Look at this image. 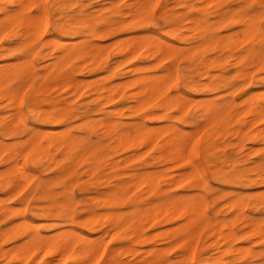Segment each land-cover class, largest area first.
<instances>
[{"label": "bare ground", "instance_id": "obj_1", "mask_svg": "<svg viewBox=\"0 0 264 264\" xmlns=\"http://www.w3.org/2000/svg\"><path fill=\"white\" fill-rule=\"evenodd\" d=\"M119 1L113 0L111 2L110 8L112 9V13L119 14L120 16L128 14L127 17L114 18L112 15L105 17L104 21L108 23V27L105 31L100 32L97 29L98 23L93 22L88 16L80 19L77 15L68 14L64 19L65 21L58 25L59 22L56 23L52 16L47 13V0H0V2L5 3L0 4V101L6 100L18 106L23 100L25 101L24 93L28 88L36 92L40 82L51 74L57 76L56 80L58 79V82L63 87L72 90L76 96H81L83 90L90 87L92 94L95 95L92 97L99 102L103 100L105 95V98L107 97L111 100L118 95H123L125 94L124 88L126 86H133L134 90L131 93L128 92L127 96L133 101V104L130 106L131 109L135 112H141L144 108L154 107L157 110L156 113H152V116L149 117H143L139 114L133 120H124L121 109H112L109 114L102 117L100 123L103 130L102 133L109 137L108 146L105 145L110 150L118 147L123 149L132 146H147L145 150L140 151L141 153H135L136 155L128 157L127 161L137 159L144 153L155 151L151 155L150 162L138 163L128 170L127 178L120 177L115 183L113 182L114 184L108 185V188L103 192V202L108 204L114 203L125 194L126 188L130 184H134L136 187H147L143 191L147 190L148 193L153 194L155 200L150 202L146 207L138 208L135 217L127 216L120 210L101 213L92 211L91 215L82 220L80 224L81 226L88 227L92 233L103 230V233L100 235H86L73 226L74 222L70 228L67 227V230L62 231L61 229L52 235L51 233L50 235H48L49 233L43 235L44 233H41L36 224L26 221L27 225H31L34 228V232L28 243L27 239L26 244L16 248L15 255L21 261H26L31 258L32 253L41 250L48 256L47 262L51 264H60L62 259L68 256H71L72 260L81 262L87 258L86 262L87 260L89 262L85 263L89 264L90 258H93L94 255H100L105 248V233H110V236L115 237L119 235L120 230L127 223L134 219L138 221L143 219L148 220L150 223H155L158 219L162 218L164 222H174L175 225H171L172 227L162 231V234L166 238H169L170 242L166 247L155 248L158 254L172 247L177 246L178 248L181 246L187 249V261L188 264H191V256L194 250L198 249V238L201 232L207 228L210 242L205 248L212 246L217 249L218 254L200 257L199 264H239L237 262L238 258H244V264H250V257L254 255L252 253L253 246L240 245L241 243L238 244L237 241L240 239L252 240L255 236L263 237L264 216H252L249 212L247 213L246 208L250 204L252 193L246 191L236 192L235 190L234 193H232L233 191L228 192L231 195L226 204V209L231 212V216L220 217L218 216L219 210L217 209L215 213L216 217L211 218L208 212V200L199 190L200 184L198 183V179L202 174V169L200 164L194 160V152L197 142L202 140L204 142L205 154L208 157L207 160L214 167V162H216V156L213 153L215 138L216 135L225 132L222 124L225 125L224 119L233 107L239 106L236 119L242 124L251 127L264 122V89L259 91H257L258 89L249 90L240 101H237L236 96L238 90L252 82V78L254 77L253 71L260 69L264 65V29L260 23L262 14L256 11L249 12V10H242L241 8H234L231 11L227 9L219 10L217 12L218 21L231 20L237 29L232 30L231 33L225 36L218 34L208 36V31H211L213 27L212 22L206 16V10L209 3L218 0H200L198 3H187L188 6L198 9V13L186 18L190 22L186 27L187 33L183 36H177L178 39H185L191 32L195 35L193 37L195 40L190 37L191 41H195L194 44H188L190 45L189 47H183L169 38L143 28L142 22L144 17L157 0L126 1L125 9L120 8ZM180 1L186 2V0ZM59 2L61 0L53 1L54 4H59ZM161 4L163 5L162 2ZM255 4L253 2V5ZM33 7H37L36 11H34ZM103 8L102 6L100 9ZM163 16L171 25L170 34L178 31L182 20L168 12H163ZM51 27L59 32L52 31L51 29L53 28ZM122 30H127L129 34L121 38L118 37V39L111 43L118 45L116 50L118 58L117 60L115 59L116 62L129 61L136 56H140L141 60L139 63H132L130 71L133 72V75L130 79L111 81L112 68L106 59L108 53L105 49L108 44L97 41L95 37L103 33L112 35ZM61 32L67 37H64ZM76 35L81 36L79 40L77 39L78 41L74 39ZM4 39L5 41L2 42ZM209 42L218 47L228 48L230 56L237 65L238 76L243 78L241 83L229 80L224 74L212 72L209 60H202V58L197 69L201 70L200 73L207 77L206 81L197 82L192 79L191 75H184V82L187 87L191 91L201 92L202 95L199 97H194L191 93L179 89L175 93L170 94L169 89L171 84H177L176 65L166 67L162 70L164 71L162 73L150 72L151 68L156 69L159 63L167 56L176 54L179 51H182V54L188 60H191L192 54L197 52L202 45ZM44 49L49 50L43 52ZM15 51L23 52L25 58L21 61L9 60L10 54ZM112 53L110 52V54ZM39 57L48 58V62H42L43 64L39 65ZM77 57L86 60L84 63L85 67H89L91 70L101 67L106 68L108 73L104 75L102 80L92 84L86 77V79H80L72 74L60 75L59 71L72 59ZM223 87H225L226 92L221 97L218 95H206L208 92L220 90ZM45 101L48 104L51 103L50 100L45 99ZM64 102L60 107L37 109L33 106L31 108L36 116L44 112V121L52 123L54 127H36L32 131H27L29 133L27 142L31 148L29 151L26 149L12 152L10 150L12 146H3L2 144L5 142L0 140V161L3 154L9 150V155L4 162L8 159L15 162L12 167L4 171H1L0 168V174L2 172L6 173L1 185L12 187L15 191L20 188L22 190L29 185L31 182L29 178H32L34 175L26 163L29 152H31L34 162L42 164L43 161L61 162L62 159L76 161L83 156L82 153H87L91 149L102 146L103 141L99 135H97V138H93L91 135L75 134L72 132L71 120L74 116L80 118L86 117L79 123L80 127H91L90 123L93 119L89 116L88 112L77 111V113H73L67 99ZM30 103H35V100L32 99ZM190 105L193 106L196 115L189 122L192 129H186L177 122L178 115L170 114L169 109L175 107L179 113H184ZM22 114L18 110L15 120L6 123L3 130L11 131L16 135L19 124L23 125V127H29ZM152 118L163 119L165 123L152 125ZM60 125L64 127L61 129L57 128ZM206 130L209 131L204 134ZM240 132L239 129L235 130V133L241 139L244 137L245 132ZM245 136L251 142L264 141V126L252 129ZM240 145L244 146L242 140ZM262 149L264 151V148ZM59 154L63 156L60 159H58ZM186 162L190 165V169L188 170L181 168V165ZM93 163H95V160H93ZM111 163L113 167L120 165L118 160H113ZM69 167H61L59 175L56 178H61L65 175L69 171ZM222 168L225 169V167ZM222 168L217 169L221 179L222 175L225 177ZM259 175L260 181H264V172H260ZM214 178L217 177L214 176ZM107 182L109 181L107 180ZM87 185L85 188H87ZM12 188L11 190L13 191ZM253 206L255 209L264 210V196L255 198ZM73 218H75V215ZM239 220H243L244 225L238 224L239 227L241 226L238 229L235 223ZM110 229L114 230L112 234ZM138 234L141 235L140 232ZM78 240L83 241L82 246L75 244ZM129 249L131 250L132 248L129 247ZM228 253L233 254V256L228 257L226 255ZM46 256H44V260ZM113 258L114 255L104 264H112L111 260ZM56 259L59 260L57 261ZM262 260H260V264Z\"/></svg>", "mask_w": 264, "mask_h": 264}, {"label": "rangeland", "instance_id": "obj_2", "mask_svg": "<svg viewBox=\"0 0 264 264\" xmlns=\"http://www.w3.org/2000/svg\"><path fill=\"white\" fill-rule=\"evenodd\" d=\"M49 1L51 2L49 3ZM53 1L54 0H47V13L52 16L56 23L59 22L58 25L65 21L64 19L66 18V16H68V14L77 15L80 19L88 16L93 22L98 23L97 29L101 32L103 30L105 31L108 27V23L104 21L105 17L112 15L114 18H120L127 17L128 15L123 14L122 16H120L119 14L112 13L110 5L113 0H61L59 4H54ZM126 1L129 2L130 0L119 1L120 8L125 9ZM161 2L163 3V5L161 4ZM198 2H200V0H186V2H181L180 0H157L155 5L150 8L146 16L144 17V20L142 22L143 28H146L147 31L154 32L160 36L169 38L173 42L178 43L183 47H189L195 42V39L193 38L195 35L193 34V32H191L190 35L188 34L189 36L185 37V39H178L177 36H183L187 33L186 27L190 24V22L186 18L192 14L198 13V9L193 6H188L187 3L192 4ZM253 2L254 4H256L253 5ZM0 4L5 3L0 2ZM102 6L104 8L100 9ZM33 8L34 11H36L37 7ZM234 8L249 10V12H261L262 15L260 17V23L264 29V0H222L220 2L218 0L209 3L206 10V16L212 22L213 27L211 31H208V36L212 34L225 36L226 34L231 33L232 30L234 31L237 29L233 25L231 20L218 21L217 16V12L219 10L227 9L231 11ZM163 12L171 13L174 15V17L182 20L178 31H176L174 34H170L169 31L171 25L164 18ZM160 13L162 14V16ZM150 19L154 21H151ZM51 30L56 32L58 31L55 28ZM61 34L64 37H67L63 34V32H61ZM128 34L129 32L127 30H122L112 35H106L105 33H103L100 36L95 37L97 41L103 44H108L105 49L108 53L106 59L109 66L112 68V76L110 78L111 81L130 79L133 75V72L130 71L132 63H139V61L141 60L140 56H136L129 61L119 63L116 62L118 58L116 55L118 45L111 43L114 40L118 39V37L121 38ZM190 37H192L194 40L191 41ZM80 38V35L74 36L75 41H78ZM3 41H5V39L2 40V42ZM46 50L48 51L49 49H44L43 52H46ZM110 52L113 53L110 54ZM184 57L185 56L182 54V51H179L176 54L167 56L159 63V66L156 67V69L151 68L150 70V72L152 73L154 71L162 73L164 72L162 70L170 65L177 66V84H171L169 89L170 94L175 93L179 89L181 91L191 93L194 97H199L200 95H202L200 91H191L184 82V75H191L192 79L197 82H203L207 80V77L200 73L201 70L197 69V66L201 62V58L202 60H209L212 72L224 74V76L228 77V79L233 82L241 83L243 81V78L238 76L237 65L234 62V59L230 56V51L228 50V48H222L220 46L218 47L215 46L212 42H209L202 45L197 52L193 53L191 60H188L186 57L184 59ZM24 58L25 56L21 51H15L9 56V60L12 61H21ZM42 62H48V58L45 59L43 57H39L38 64L42 65ZM85 62L86 60L84 58H74L59 71V74L63 76L72 74L80 79L87 78V80H89L92 84L96 81L102 80L104 75L108 73L106 68L102 67L97 68L96 70H91L89 67L84 66ZM255 71H253L252 73L254 76L252 78V82L248 85L243 86L236 92L237 101H240L249 90L258 89L257 91H259L264 89V65L260 69H256ZM56 78L57 76H53L51 74L46 76L40 82L38 90L36 92H33L28 88L24 93L25 101L23 100V102H21L18 106L13 103H9L6 100L0 101V140L5 142L2 145L12 146V148L10 149L12 150V152L26 149L29 151L31 148L28 146L29 144L27 142L29 134L27 133V131H32L36 127H54L52 123L44 121V112H42L41 115L36 116L32 112L31 108L33 106L37 109H44L46 107H60L65 103L64 100L66 99L73 113H77V111L88 112L89 116L93 119V121L90 123L91 127H80L79 123H81L86 117L80 118L78 116H74L71 120V125L73 127L72 132L75 134L91 135L93 138H97V135H99L100 139L103 141V144L96 149H91L87 153H82L83 156L78 158L76 161H72V159H62L61 162L43 161L42 164H38L32 160V154L31 152H29L26 158V163L32 170L34 175L32 178H29V181H31L29 185L22 190L20 188L15 191L12 187L1 185V182H3L5 179L4 176L6 173L4 174L2 172L0 174V264H51L47 262L48 256H46V254H44L45 252L41 250L32 253L31 258L26 261H21L16 257V248L20 245L26 244L27 239L28 243L30 237H32L31 235H33L34 232V228L31 227V225H27L25 223L26 221H30L33 224H36L41 233H44L43 235H47L48 233V235H50V233L52 235L56 233V231L58 232V230L61 229L62 231L67 230V227L70 228V226L73 225V222L75 223L73 226L86 235H100L101 233H103V230L92 233V231L88 229V227L81 226L80 224L82 220L91 215L92 211L101 213L106 211L120 210L127 216L135 217V213L138 208L146 207L150 202L155 200L153 194L148 193L147 190L143 191V189H147V187H136L134 184H130L126 188L125 194L114 203L108 204L103 202V192L108 188V185L114 184L120 177L124 179L127 178L128 170L138 163L150 162L151 155L154 154L155 151H152V153H144L137 159H131L127 161L128 157L141 153L140 151L143 149L145 150L147 146H132L123 149L118 147L110 150L109 147H106V145L108 146L109 137L102 133L103 130L100 123L102 117H105L107 114H109L112 109H121L122 117L124 120H133L139 114L143 117H149L152 116V113H156L157 110H155L154 107H147L144 108L141 112L133 111L130 107L131 104H133V101L127 97L128 94L134 90V87L130 85L124 88L125 94L118 95L112 100L107 97L105 98L106 95L104 94L105 96L103 97V100L99 102L94 99V97H92L95 95L92 94L90 87L85 88L81 96H76L72 90H70L69 88L68 90L67 88L63 87L58 82V79L56 80ZM179 85H181L182 87ZM225 92L226 89L225 87H223L220 90L208 92L206 93V95H218L221 97V95ZM27 94L30 96H28ZM32 99L35 100V103H33L34 105L30 103ZM45 99L50 100L52 104H48ZM238 108L239 106H236L229 110L228 116L224 119L225 125L222 124L223 130H225V132L216 135L215 146L213 148L214 156H216L214 167L213 164H209V161L207 160L208 157L205 154L204 142L202 140L197 142L194 152V160L200 164V167L202 169V174L198 179V183L200 184L199 190L200 192H202V194L205 195L208 200V212L211 218L216 217L215 213L217 209L219 210L218 216H231V212L226 209V204L228 202V198L231 195V193L228 192L233 191L232 193H234L235 190L236 192L246 191L248 193H252L250 204L247 206L248 208H246L247 213L249 212V214L252 216H264L263 209H255L253 206V204L255 203V198L264 196V181H260L259 175L260 172H264V151L262 149L264 148V141L251 142L250 139L245 136V134L249 133L252 129L264 126V122L251 127L246 124L240 123L236 119ZM18 110L23 113L22 115L28 123L29 127H23V125L19 124L17 134L15 135L11 131L3 130V127L6 123H10L11 120H15V115ZM169 113L178 115L177 122L181 126L186 129H192L189 122L194 117V115H196L192 105H190L184 113H179L175 107L169 109ZM198 120L201 121L200 118H198ZM95 121L97 122V124ZM164 123L165 120L163 119H151L152 125H161ZM63 127V125H60L57 128L61 129ZM238 129L241 132H245L244 137L241 139L240 136L235 133V130ZM208 131L209 130H206L204 134H206ZM241 140L244 146L240 145ZM13 141L14 143H12ZM8 151L9 150H7V152L3 154L2 160L0 161L1 171L12 167L15 163L10 159L4 162L9 155ZM105 154H107L108 156ZM62 157L63 156L61 154L58 155V159ZM110 159L112 161L118 160L120 162V165L113 167V164L111 163L112 161ZM93 160H95V163H93ZM82 162H84V165L82 164ZM68 166H70L69 171L61 178H56L59 175V169L61 167ZM222 167H225V169ZM181 168L184 170H188L190 169V165L186 162L181 165ZM218 168H222V170L224 171L225 177L221 174L222 179L219 175L220 173L217 171ZM75 173L77 174V176ZM214 176L217 178H214ZM106 178L109 182H107ZM86 185L87 188H85ZM11 188L13 189L14 193ZM34 198L35 200H33ZM93 202L96 205H94ZM65 205L66 207H64ZM72 207L75 209H73ZM24 208L26 211L24 210ZM42 210L44 213L42 212ZM74 215L75 218H73ZM235 224L237 226L236 228L239 229L244 225V221L239 220ZM238 224L241 226L239 227ZM171 225L174 226L175 223L164 222L162 218L158 219V221H156L155 223H150L148 220L143 219L139 221L134 219L127 223L126 226H124L120 230L119 235L115 236L116 238L110 236V233H105L107 234H104V237L107 238V240H105L104 238L105 248L100 255H94V257L92 256L93 258H90L89 264H104L108 261V259H110V257H112V255H114V258L111 260L112 264H188L187 249H184L181 246H179L178 248L177 246L172 247L168 250H165L161 254H158L157 250H155V248H163L169 244L170 239L166 238L162 234V231L169 227H172ZM206 230L207 228H205L201 232L198 238V249L194 250L191 256V264H199L198 261L200 257L213 256L218 254L217 249L212 246H209V248H205V246L210 242L208 230L207 232ZM113 231L114 230L110 229L111 234ZM138 232H140L141 235H139ZM113 238L115 239L113 240ZM237 243H241L240 245H250L251 247L253 246L252 253H254V255L250 257V264H260V260L264 259V236H255L254 238H252V240L240 239L237 241ZM75 244L77 246H82L83 241L78 240L75 242ZM129 247L132 249L130 250ZM226 255L228 257L233 256V254L231 253H228ZM44 256H46L45 260ZM86 259H83V261L81 262L72 260V257L68 256L65 259H62L60 264H86L87 262H89V260H87L86 262ZM56 260L58 261L59 259ZM244 261V258L237 259V262L239 264H244ZM262 263H264V260H262Z\"/></svg>", "mask_w": 264, "mask_h": 264}]
</instances>
